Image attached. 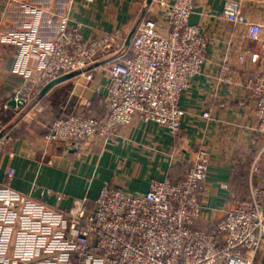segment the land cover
Wrapping results in <instances>:
<instances>
[{
	"label": "built area",
	"instance_id": "obj_1",
	"mask_svg": "<svg viewBox=\"0 0 264 264\" xmlns=\"http://www.w3.org/2000/svg\"><path fill=\"white\" fill-rule=\"evenodd\" d=\"M143 1L128 46L123 42L113 48L117 31L85 40L81 24L68 26L64 18L48 45L30 54L39 63L38 75L24 83L14 97L18 102L25 103L63 74L75 72L91 80L92 69L102 66L110 79L101 95L102 113L87 103L81 112L55 118L44 145L108 139L135 120L159 124L178 135L185 115L181 96L201 72L207 38L189 23L196 0H158L157 5L165 7L163 28L147 15L154 0ZM18 2L6 0L7 5ZM222 15L245 25L252 40L260 38L263 26L248 22L238 1H226ZM245 86L257 129L264 134V74L248 78ZM202 117L209 118L210 112ZM0 133L7 143L11 131ZM209 155L205 146L199 147L181 180L153 179L143 193L105 183L91 207L77 199L62 209L0 182V264H254L264 243V148L250 167L248 199L227 208L206 229L196 223L202 216ZM13 173L12 168L7 171L8 180ZM45 194L57 203L64 199L48 189L42 190L41 196Z\"/></svg>",
	"mask_w": 264,
	"mask_h": 264
},
{
	"label": "crops",
	"instance_id": "obj_2",
	"mask_svg": "<svg viewBox=\"0 0 264 264\" xmlns=\"http://www.w3.org/2000/svg\"><path fill=\"white\" fill-rule=\"evenodd\" d=\"M157 1L147 15L163 28L165 7ZM226 1L196 0L190 14L189 23L206 36L207 49L201 72L190 79L181 96L185 115L178 135L159 124L135 120L108 139L44 145L43 137L55 118L81 112L87 103L102 113L101 95L110 79L101 66L92 69L91 80L76 74L43 96L31 95L15 106L10 100L38 75L39 63L30 54L48 45L64 18L68 26L81 24L85 40L119 32L113 48L120 47L142 16L144 1L19 0L7 5L0 0V132L11 131L7 143L0 139V182L8 181L14 189L62 209L77 199H85L91 207L105 183L143 193L153 179L178 178L197 158L199 147L205 146L209 169L196 225L210 229L227 208L247 200L250 167L264 148V134L257 129L245 86L248 78L264 74V0H231L240 3L248 22L263 26L258 40L249 37L245 25L222 15ZM204 111L210 112L209 118L202 117ZM10 168L14 173L8 180ZM43 189L61 193L64 199L57 203L54 196H41ZM254 264H264V243Z\"/></svg>",
	"mask_w": 264,
	"mask_h": 264
},
{
	"label": "water",
	"instance_id": "obj_3",
	"mask_svg": "<svg viewBox=\"0 0 264 264\" xmlns=\"http://www.w3.org/2000/svg\"><path fill=\"white\" fill-rule=\"evenodd\" d=\"M152 0H148L147 2L148 3H150ZM136 25L137 24H135L134 25V27L132 28V30L129 32V34H128V36H127V38H126V41H125V45L126 46H128L129 44H130V41H131V38H132V35H133V33L135 32V29H136ZM77 73H75V72H72V73H67V74H63V75H61V76H59V77H57V78H55V79H52V80H50L47 84H45L44 86H43V88L40 90V92H39V96H43L51 87H53L54 85H56V84H58V83H60V82H62V81H64V80H66V79H69V78H71V77H73L74 75H76ZM10 104H12V105H23L24 104V102H18V99H15V98H13V99H11L10 100V102H9ZM0 138H1V133H0Z\"/></svg>",
	"mask_w": 264,
	"mask_h": 264
},
{
	"label": "trees",
	"instance_id": "obj_4",
	"mask_svg": "<svg viewBox=\"0 0 264 264\" xmlns=\"http://www.w3.org/2000/svg\"><path fill=\"white\" fill-rule=\"evenodd\" d=\"M15 132H16V131L13 132V135L15 134ZM183 176H184V174H182L181 176H179V177L176 178V179L173 178V179H171V182L176 183V182H178L179 180H181V179L183 178Z\"/></svg>",
	"mask_w": 264,
	"mask_h": 264
},
{
	"label": "rangeland",
	"instance_id": "obj_5",
	"mask_svg": "<svg viewBox=\"0 0 264 264\" xmlns=\"http://www.w3.org/2000/svg\"><path fill=\"white\" fill-rule=\"evenodd\" d=\"M197 226V225H196ZM197 227H202V228H206V229H208V227L207 226H197Z\"/></svg>",
	"mask_w": 264,
	"mask_h": 264
}]
</instances>
